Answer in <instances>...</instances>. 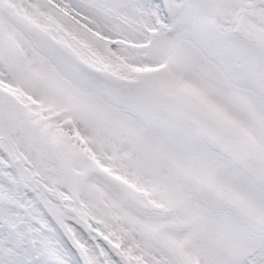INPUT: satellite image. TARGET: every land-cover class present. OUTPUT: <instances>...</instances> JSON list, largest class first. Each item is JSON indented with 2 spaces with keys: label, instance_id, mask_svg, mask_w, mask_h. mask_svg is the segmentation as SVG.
Segmentation results:
<instances>
[{
  "label": "snow or ice",
  "instance_id": "1",
  "mask_svg": "<svg viewBox=\"0 0 264 264\" xmlns=\"http://www.w3.org/2000/svg\"><path fill=\"white\" fill-rule=\"evenodd\" d=\"M0 264H264V0H0Z\"/></svg>",
  "mask_w": 264,
  "mask_h": 264
}]
</instances>
